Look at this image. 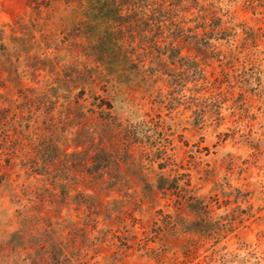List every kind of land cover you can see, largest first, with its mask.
I'll return each mask as SVG.
<instances>
[{
  "label": "rangeland",
  "instance_id": "374dc122",
  "mask_svg": "<svg viewBox=\"0 0 264 264\" xmlns=\"http://www.w3.org/2000/svg\"><path fill=\"white\" fill-rule=\"evenodd\" d=\"M32 1L0 0V113L8 114L0 121L41 128L58 123L56 138L69 145L66 128L75 117L67 116L74 109H68L64 97L74 101L77 96L73 86L80 85L72 80L81 67L69 35L68 19L75 14L70 16L64 2L36 10ZM222 4L239 28L228 63L233 67L225 66L233 77L222 83L226 96L218 115L213 107L214 117L206 115L204 125L196 124L198 114L187 99L169 104L138 91L112 101L115 114L136 132L137 154L147 127L158 124L161 135L150 134L151 141L165 145L169 163L182 166L163 172L188 174L180 176L181 190L155 188L160 171L155 163L145 175L124 169L122 187L115 190L87 189L95 192V207L80 203L74 190L67 202L63 189L45 192L40 201L23 196L35 184L26 178L20 158L11 159L9 173L20 186L15 193L0 187V264H264V0ZM23 38L28 46L15 53L9 66L7 48L18 47ZM217 65L213 62L214 73ZM55 91L60 98L49 99L47 94ZM146 119L147 127L140 124ZM67 121L70 125L63 124ZM21 183L29 186L25 192ZM184 191L201 196L210 207L205 219L190 213L186 204L178 212V195Z\"/></svg>",
  "mask_w": 264,
  "mask_h": 264
},
{
  "label": "trees",
  "instance_id": "16d2710c",
  "mask_svg": "<svg viewBox=\"0 0 264 264\" xmlns=\"http://www.w3.org/2000/svg\"><path fill=\"white\" fill-rule=\"evenodd\" d=\"M62 2L70 16L75 14L68 19L70 42L73 54L81 55L80 71L72 80L80 85L73 86L79 89L77 96L74 101L64 97L68 109H74L67 115L75 117L73 125L66 128V141L71 143L65 145L56 138L61 130L58 123L33 127L10 123L4 120L8 114L0 113L4 117L0 121V187L7 186L15 193L20 186L9 173L14 165L11 159L20 158L26 178L35 184L23 196H39L40 201L45 192L52 195V191L63 189L62 198L67 202L74 190L82 197L80 203L94 206L95 192L88 193L87 189L101 186L115 190L122 187L124 169L145 175L155 163L160 170L155 188L179 189L180 176L188 174L171 176L163 172L165 168L176 172L175 168L182 166L168 162L164 144L151 141L152 135H161L158 124L147 127V119L140 121L149 130L143 133L137 154L132 144L136 132L129 121L115 114L112 101L118 94L138 91L160 96L169 104L187 99L198 114L196 124L204 125L206 115H218L226 96L222 83L233 77L225 69L226 65L233 67L228 63L235 55L239 28L232 12L223 6V0H34L30 5L40 10ZM3 37L0 29V40ZM27 43L23 38L18 47L4 49L9 66ZM215 61L218 73L213 71ZM68 92L71 94V90ZM47 95L49 99L60 98L58 91ZM70 146L73 149L68 151ZM145 152L150 155L148 160ZM184 181L190 185L189 178ZM21 185L25 188L22 192L29 187ZM178 199V212L186 204L188 211L201 219L210 213L199 195L184 191Z\"/></svg>",
  "mask_w": 264,
  "mask_h": 264
}]
</instances>
